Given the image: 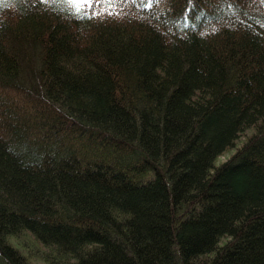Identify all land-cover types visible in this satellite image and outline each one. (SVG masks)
Instances as JSON below:
<instances>
[{"label":"trees","instance_id":"1","mask_svg":"<svg viewBox=\"0 0 264 264\" xmlns=\"http://www.w3.org/2000/svg\"><path fill=\"white\" fill-rule=\"evenodd\" d=\"M0 264H264V0H0Z\"/></svg>","mask_w":264,"mask_h":264},{"label":"rangeland","instance_id":"2","mask_svg":"<svg viewBox=\"0 0 264 264\" xmlns=\"http://www.w3.org/2000/svg\"><path fill=\"white\" fill-rule=\"evenodd\" d=\"M78 2L81 3V0H78ZM224 158H225V155H221V156L218 157V160L221 161V160H223Z\"/></svg>","mask_w":264,"mask_h":264}]
</instances>
